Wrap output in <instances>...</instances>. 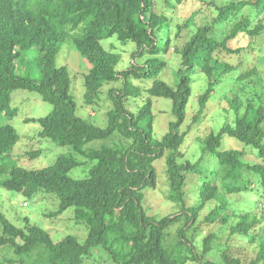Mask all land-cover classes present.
Returning <instances> with one entry per match:
<instances>
[{
  "label": "trees",
  "instance_id": "trees-1",
  "mask_svg": "<svg viewBox=\"0 0 264 264\" xmlns=\"http://www.w3.org/2000/svg\"><path fill=\"white\" fill-rule=\"evenodd\" d=\"M157 1L0 0V186L27 197L49 194L59 201L58 208L49 215L58 216L71 208L75 218L83 219L87 226L83 241L70 234L55 241L49 231L30 223L28 217L24 220L25 227L20 228L0 210V248H10L19 256L4 264H24L23 258L38 247L47 252L44 264H86L88 256L97 248L108 251L113 264H187L189 261L240 264L238 258L228 256V247L217 254L220 258L217 260L214 254L218 246L239 240L249 246L258 236L259 251L251 264L264 261V232H258L264 215L232 213L228 200V195L249 191L254 184L264 198V165L246 161L244 150H218L226 135L254 148L257 158L264 160L263 100L260 98L258 104L248 101L240 113L241 99L237 95L230 96L228 103L235 114L233 124L224 123L217 132H209L203 137V153L215 155L221 165L217 173L221 184L205 177L199 187V204L187 206L183 189L186 173L194 171L195 164L178 162L183 156L180 146L186 134L180 133L179 128L186 117L194 71L207 77L205 90L197 96L198 109L194 116L197 120L223 76L235 69L228 62L217 59L214 53L222 50L239 52L241 48L229 47L230 40L240 34L256 37L264 31L263 23L255 22L264 11V0H231L216 5L217 14L212 21L199 26L182 47L175 49L180 55V64L175 73L174 88L155 78L166 65L160 55L170 46V36H162L170 20L156 11ZM160 1L170 8L182 2ZM244 10L247 12L231 26L229 33L218 39L214 34L215 26ZM111 37L121 44L134 43L128 67L117 68L121 52L112 44L104 45V40ZM67 40L89 64L83 73L85 105L97 104L105 85L122 83L107 91L112 106L106 112L105 127L76 114L77 104L70 92L71 76L68 68L57 62L58 53ZM28 51H36L32 61L39 70V79L24 75L17 66V61L23 63ZM136 59L144 60L136 63ZM257 74L255 68L239 71L234 93L243 89L245 80ZM150 77L154 79L147 87L133 83V79L142 81ZM19 89L38 94L52 106L45 116L27 120L38 123V137L48 138L60 146L70 145L86 161L73 155H60L42 168L27 169L16 163L12 150L20 135L9 121L17 111L11 104L12 92ZM142 92L146 93L142 105L136 111L131 110L128 107L130 99L139 97ZM151 97L169 99L174 114L168 132L158 140L152 139ZM113 134L128 141L126 146L102 145L84 150L91 141L106 140ZM165 150H168L166 178L169 186L166 198L177 203L179 210L157 218L146 213L141 203L143 190L156 186L153 161ZM29 154L30 158H35L40 151ZM87 163L90 165L84 177L69 175L71 169ZM205 173L206 176L214 174ZM211 200L216 203L205 215V223L218 221L221 223L219 228L228 232L223 234L220 229L209 232L202 238L198 252L185 234L189 224L197 220L204 204ZM181 219L185 225L179 227L177 242L169 248L164 241L168 228ZM183 245L185 250H182Z\"/></svg>",
  "mask_w": 264,
  "mask_h": 264
},
{
  "label": "rangeland",
  "instance_id": "rangeland-1",
  "mask_svg": "<svg viewBox=\"0 0 264 264\" xmlns=\"http://www.w3.org/2000/svg\"><path fill=\"white\" fill-rule=\"evenodd\" d=\"M208 1L211 3L200 2L198 0H182L174 8L164 5L160 0L157 1L156 11L164 14L170 20V24L166 26L162 34V36H166L167 34L170 36V46L165 54L160 55L166 60V65L155 78L165 81L173 88L177 81L175 73L180 64V55L175 49L182 47L199 26L209 24L212 21L217 14L216 5L227 3L231 0ZM246 12L247 10H244L236 15H231L226 21L216 25L214 29L215 36L218 39H223L229 33L231 26ZM192 15L193 17L187 23L189 25L186 24L179 28V25H183ZM257 21H261L264 26V11L255 19V22ZM228 43L232 49L241 48V50L230 53L222 50L215 52L214 56L223 62H228L235 69L223 76V81L215 87L203 114L197 120L194 119L198 109L197 96L205 90L207 77L198 70H195L192 75V93L186 105V117L179 128L180 133L185 132L186 134L180 146L183 156L178 159V162L185 163L189 161L195 164V170L186 173L185 184L183 186L187 206L199 204V187L205 177L211 178L216 184H221L220 176L217 175L218 171L221 170V165L218 163L215 155H205L203 153L202 139L209 132H217L224 123L233 124L235 114L228 103L230 96L234 97L237 95L241 99L242 107L240 108V113H242L248 101H254L258 104L261 98L264 103V31L252 38L240 34ZM110 44L115 46L117 51L121 52V61L117 68L128 67L132 61L130 53L135 48L134 43L129 41L121 44L115 37L104 40L105 46H109ZM35 55L36 51H28L24 55L23 63L21 64V62L17 61V66L21 67L20 71L24 75L28 74L33 79H39V70L35 62L32 61ZM143 60L136 59L135 62L142 63ZM57 62L65 65L71 76L70 92L77 104L76 114L97 126L105 127L107 125L106 112L112 106L107 96V91L110 87L121 86V81L105 85L97 104L85 105L83 103V94L85 91L83 73L86 72L85 70L89 67V64L85 62L84 58L75 50L71 41L68 40L62 45L58 53ZM252 68H255L258 74L250 76L244 81L243 89L237 90L234 93V89L236 88L234 82L239 71H247ZM153 79L154 77L143 79L142 81L133 79V83L147 87ZM145 97V92H142L139 97H133L130 99L128 107L136 111L142 105ZM151 99L152 113L154 115L152 139L158 140L168 132V125L169 122L174 120V114L172 113V105L169 99L163 97H151ZM11 104L17 111L9 122L12 123L20 135V139L12 150V155L16 159V163L27 169L42 168L52 164L60 155H73L80 161H86V158L76 154L70 145L60 146L48 138L42 139L38 137V123L27 120L45 116L52 107L48 102L43 101L38 94L27 90H15L12 92ZM127 143L128 141L121 138L118 134H113L106 140L98 139L91 141L84 146V150H87L89 147L99 148L102 145L112 147L126 146ZM225 149L244 150V159L246 161L252 163L260 162L264 165V160L258 159L255 155L256 151L254 148L245 146L240 141L226 135L218 147L220 151ZM35 150L40 151L39 156L30 158L29 153H34ZM167 155L168 150H165L161 157L153 161V167L156 173L155 188L146 187L143 190L144 197L141 204L146 213L152 214L157 218L167 214H173L179 210L177 203L171 202L166 198L169 191L166 178ZM89 165L90 163H87L75 167L71 169L69 175L72 178H82L87 174ZM205 171L213 172L214 174L206 176ZM251 187L252 189L249 191L228 195L232 213L257 212L259 217L264 215V198L259 194L260 188H257L256 184ZM215 203V200H211L204 204L197 220L193 224H189L185 234L198 252L201 251L202 238L209 232H218L219 229L223 234L228 232L223 227L219 228L221 223L218 221L211 224L205 223L204 221L205 215ZM58 205V199L46 193L27 197L22 193L9 191L0 186V210L17 227H25L24 220L28 217L30 223L49 231L55 241L67 234L75 236L79 241H83L87 235V226L83 219L75 218V214L71 208L58 216L49 215V213L54 212L58 208ZM183 223L181 219L179 222L169 226L167 237H165L166 240L164 239L167 247L171 248L177 242V238L179 237H177V230L179 227L185 225ZM259 229L261 230L259 231ZM259 229V233L264 232V222ZM221 241L223 242L224 240ZM229 243L231 244L218 246L219 248L214 254L217 260L220 259L217 254H220L222 250L228 247L227 254L229 257L238 258L240 264H251V261L256 258L259 251L260 237L258 236L254 243L249 246H247L246 242L240 240ZM185 249L186 247L183 245L182 250ZM46 254L47 252L42 247H38L30 256L23 258L24 264H44ZM18 257L12 249L7 247L0 248V264H4L8 259L16 260ZM103 263L113 264L110 253L103 248L95 249L86 261V264ZM187 264L199 263L189 261ZM256 264H264V261L257 262Z\"/></svg>",
  "mask_w": 264,
  "mask_h": 264
},
{
  "label": "clouds",
  "instance_id": "clouds-1",
  "mask_svg": "<svg viewBox=\"0 0 264 264\" xmlns=\"http://www.w3.org/2000/svg\"><path fill=\"white\" fill-rule=\"evenodd\" d=\"M25 204V203H24Z\"/></svg>",
  "mask_w": 264,
  "mask_h": 264
}]
</instances>
